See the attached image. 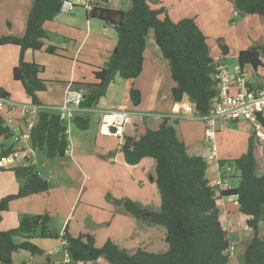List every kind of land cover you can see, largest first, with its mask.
<instances>
[{
	"label": "trees",
	"instance_id": "obj_1",
	"mask_svg": "<svg viewBox=\"0 0 264 264\" xmlns=\"http://www.w3.org/2000/svg\"><path fill=\"white\" fill-rule=\"evenodd\" d=\"M65 0H33L22 37L12 35L0 37V47H19L18 65L13 69L14 81L22 83L31 103L41 106L39 94L46 91L42 79L44 67L25 59L27 51H42L48 33L45 25L60 14ZM127 9H110L106 4L87 11V17L112 27L118 36L117 44L105 67L94 73L95 83H75L72 91L82 92L84 100L72 124L81 131L91 126V112L106 95L108 87L116 76L129 81L136 80L143 72L147 39L154 33L157 46L168 61L175 87L171 97L175 103L192 100L197 116L210 112L212 100L217 95L214 77V58L208 45V38L195 18L173 21L163 7L153 9L152 0H129ZM236 12L247 16L264 17V0H233ZM222 56L230 54V48L223 38L218 39ZM46 52L55 55L58 48L49 46ZM264 45L240 51L238 65L244 70L251 66L257 70L263 66ZM2 97L8 94L0 89ZM129 98L133 107L141 104V92L132 87ZM10 128L0 115V138L9 140ZM255 137L250 136L247 152L240 158L220 162L232 166L238 176V185L218 192L207 176V160L202 156H191L173 125L163 120L157 130L149 128L140 137H123L120 153L124 162L136 166L145 159L155 162V183L160 196V210L143 208L131 200H125L124 208L137 220L162 228L165 231L163 251H152L138 247L135 250L122 247L118 242L107 241L97 247L91 234L73 236L67 229L63 235L50 229L52 217L42 215L19 216V224L9 231L0 230V264H13V255L28 251L42 255L43 251L33 242L35 239H59L65 243L69 261L65 264L99 263L108 264H230L231 243L229 232L222 223V210L218 201L233 198L239 206V213L246 220L245 225L253 237L244 249L243 264H264V172L260 173L255 156ZM31 145L47 161L64 158L70 148L68 127L58 113L40 110L31 131ZM12 147L3 148L0 157L10 153ZM4 171V170H0ZM21 181L16 194L0 200V224L3 213L11 202L32 195L47 194L51 185L42 176L37 166L10 170ZM17 239H23L18 243ZM52 264V263H48Z\"/></svg>",
	"mask_w": 264,
	"mask_h": 264
},
{
	"label": "crops",
	"instance_id": "obj_2",
	"mask_svg": "<svg viewBox=\"0 0 264 264\" xmlns=\"http://www.w3.org/2000/svg\"><path fill=\"white\" fill-rule=\"evenodd\" d=\"M206 2L213 8L224 12L221 20L226 21L228 24L239 13L234 9L233 0H206ZM32 4L33 0H0V37L9 35L22 37L24 35ZM110 4H114L115 7ZM106 5L110 9L115 10L127 9L130 6V1L106 0ZM150 5L153 9L163 7L175 22L183 18H195L207 37H209V34H213L217 35V38L225 37L226 42L228 40L226 36L222 35L217 20H211L209 17L206 19L198 17L199 15L195 13L197 11L185 8L186 6L180 0H152ZM249 17L246 15L244 19H248ZM262 24H264V21ZM45 30L48 33V38L45 40V48L37 52L27 51L25 59L28 62H34L44 67L41 77L46 81L47 88L46 91L38 95L39 101L44 108H54L64 104L67 93L72 89L73 84L79 82H96L94 73L105 67L117 44L118 36L112 27L106 26L97 20L89 19L87 17V11L82 5L76 6L69 13L61 12L54 21L45 25ZM228 44L230 46V43ZM49 46L58 48V52L55 55L47 53L46 48ZM229 48L231 49V46ZM61 50L62 52L60 53ZM240 51L242 49H239ZM210 52L212 53V50ZM19 56L20 49L17 46L7 45L0 47V89L8 94V99L11 101L29 105L31 104V100L22 83L14 81L13 79V69L18 65ZM212 57L214 59H227V57L224 58L220 54H213ZM71 58L73 59L71 60ZM262 67L264 68V63ZM243 71L247 74L248 82L251 85H263V76L258 73V70L253 69L252 72H248L247 69H244ZM249 79H253V81H249ZM132 87H135L141 92L142 100L138 107H133L129 98V92ZM174 87L175 83L171 77L169 63L164 59L160 48L156 44L154 33L150 32L147 39L144 68L140 77L136 80L129 81L120 76H116L114 82L108 87L106 95L100 100L98 107L91 112L92 116L95 115L96 117L95 122L98 132V137L95 139V146L93 147L91 145L88 151L83 149L81 152L78 146L89 144L84 140L78 139L74 142L69 137L72 132L68 128L69 143H73L74 146L72 149L70 146L66 157L74 155V159H79L85 167L88 164L90 166V161L87 159H102L106 157L107 166L120 174L115 180L119 189H116L114 195H110V201L105 202L106 200H103L102 202H98L89 197L85 204L89 209L98 208L103 212H107L104 208L105 206H109L110 202L113 203L115 198L122 199V205H119L120 207H117L115 210H110V213H112L114 219L119 217L121 222L126 224L128 230L133 232L130 242H134L135 239H140L141 242L142 234L144 235L150 232V230L155 229L158 231L160 229L159 231L162 235L160 241L163 244L165 231L144 220L135 219L124 208L125 200H131L140 204L143 208L150 210L148 207L149 204L146 203V200L150 196L155 199L159 198L160 203L159 191L154 177V160L145 159L136 166H130L124 162L123 155L119 150L123 144L124 136L138 138L144 134L146 128L157 130L162 123V120L158 116L182 114L184 106L190 104L191 100H185L183 103H175L171 97V92ZM105 98L106 100H104ZM112 109L132 110L138 113L154 114L155 116L145 119L134 118L133 123L125 126L121 134H102L100 132L101 116L104 112ZM11 120V125L8 124L7 120H5V123L10 128L12 137L9 140L0 138V152L3 148H14L16 136L23 131L24 120L21 119L19 111L11 113ZM168 121L175 128L178 138L186 145L188 154L191 156H202L207 160V176L213 186L219 178H223L227 181L230 188L236 187L235 185H230L228 176L231 175V177L236 178L238 173L229 164L231 161L240 158L248 150V143L252 134L247 124L218 121L216 138L217 152L213 153L205 141V123L203 120L180 118ZM255 142L257 144L259 143L260 146L262 145L257 140ZM260 146H257L255 156ZM36 160V166L39 168L40 164L39 170L42 172L43 177V169L46 170L49 163L52 164L56 161L49 162L38 153ZM79 160L78 162L80 163ZM221 161L229 162V164L221 167ZM89 166H87V169ZM54 169L59 171L61 166H56ZM77 169L80 172V166L77 165ZM81 170L85 174V168L81 167ZM230 171L233 173L229 174ZM48 174V182L51 185V189L47 195H32L11 202L9 209L3 213L0 230L9 231L15 229L19 224V216L22 214L36 216L49 213L62 220L60 227L61 235L64 234L66 229L69 232H74V230L69 229V223L67 224V222L72 218L73 209L75 208L76 210L78 208L76 204L79 200V192L73 191V185L67 182L66 177L63 180L64 183L63 181H56L55 177H53V172L50 171ZM146 177L150 178L149 183H137ZM20 186L21 181L15 177L14 172L10 170L0 171V200L6 196L16 194ZM146 190L147 192L144 193L143 191ZM92 203L100 205L96 207ZM218 204L223 212V225L225 220H233L235 213H238L239 220H242V225H245L246 218L239 213V206L235 199L222 198L218 201ZM102 225L99 224L98 226ZM107 226L108 228L110 227L109 223ZM87 231L89 232V229ZM249 231L251 230L249 229ZM248 235L250 238L252 232H248ZM123 240L118 239L113 242H118L122 247L130 251L140 246L152 250L150 247L155 244L153 242L151 245H148L144 241L134 248L126 247L124 245L125 241ZM22 241L23 239H17L18 243ZM33 242L43 251V254L32 255L30 252L22 250L13 255V264H65L68 262L69 258L65 251V243L62 238L35 239Z\"/></svg>",
	"mask_w": 264,
	"mask_h": 264
},
{
	"label": "rangeland",
	"instance_id": "obj_3",
	"mask_svg": "<svg viewBox=\"0 0 264 264\" xmlns=\"http://www.w3.org/2000/svg\"><path fill=\"white\" fill-rule=\"evenodd\" d=\"M185 8L187 9H194L200 18H211V20H217L218 27L221 29L223 36L227 37L226 44L228 47L231 46L230 54L227 56V59L224 62L228 65L230 72H233V67L238 66V54L239 49L247 50L251 47L261 46L264 45V17L260 16H250L248 19H244L239 15L233 17V20H230L229 24L224 20H221L222 15L224 12H221L219 9L213 8L206 0H180ZM128 2V0H127ZM111 6L115 7L114 4H110ZM215 6V5H214ZM263 20V21H262ZM100 22V21H99ZM217 35L209 34L208 38V45L210 50L214 55H222L221 49L218 45ZM225 41V37H222ZM230 43V46L229 44ZM240 47V48H239ZM62 50L60 51V53ZM211 53V55H213ZM73 58H71L72 60ZM264 63V58H262ZM72 63V62H71ZM248 72L253 71V67L249 66L246 68ZM258 73L263 76L264 75V68L261 66L258 69ZM249 81H253V79H249ZM106 100V98L104 99ZM132 111V110H130ZM137 112V111H136ZM95 115L92 116L91 114V128L89 131H81L77 129L73 124L69 126L70 131V138L74 142L78 140H84L89 145H79L78 149L82 152L83 149L89 150L90 146H95V139L98 137L97 132V125L95 122ZM71 149L74 146L73 143L70 144ZM85 147V148H84ZM76 156V155H75ZM256 157L259 163V172L264 171V144L261 145L257 152ZM46 160V159H45ZM55 163L48 165L46 170L43 169L44 178L48 180L49 174L48 172H53V177H55L56 181H63L66 177L67 182L72 184L73 191L79 192V200L76 204L78 207L76 210L75 208L72 211V218H70L67 222L69 223V229L74 230V232H70L73 236L78 237L82 234H91L94 236L95 240L97 241V246L102 247L105 245L107 241H117L118 239H124V245L126 247H137L138 244H142L144 241L151 245L153 242L155 243L150 247L152 250H160L163 251L165 249V244L161 243L160 239L162 235L160 233V229L158 231L150 230V232L141 235V242L140 239H135L134 242H130L132 239L133 232H130L126 227L124 222H121V219L117 217L114 219L112 217V213L110 210H115L119 206V202L122 199L115 198L114 202H110L109 206H105L107 212H103L101 209L92 208L89 209L85 202H87V198H93L95 201L105 202L110 201V195H114L116 189H119V186L116 185V178L120 175L115 170L107 166V158L104 157L102 159H87L90 161L89 164L85 165L75 158L74 155H69L68 157L58 158L55 159ZM51 162V161H49ZM232 162V161H231ZM77 165L80 166V172L77 169ZM56 166H61L59 171H56L54 168ZM87 166L91 168L87 169ZM81 167L85 168V174H83ZM40 168V164H39ZM233 172L230 171L229 174ZM43 176V175H42ZM230 180V185L237 186L239 181L237 178L228 176ZM149 177L139 180L137 183L143 182L146 184L149 183ZM64 182V181H63ZM65 183V182H64ZM139 187V185L137 184ZM145 189V188H144ZM144 193L147 192L143 191ZM47 195V194H46ZM149 204V208L151 211H159L160 210V203L159 198L155 199L150 196L146 200ZM97 203V202H96ZM159 203V204H158ZM92 205L98 207L100 204ZM74 213V215H73ZM233 220H225L224 225L227 231L229 232V239L231 243L230 249V256L231 261L230 264H243L244 262V249L247 242L253 237V234L249 238L248 232L249 229L246 225H242L243 221L239 220L238 213L234 214ZM52 216V221L50 225V229L54 234H60V227L62 224V220H60L56 216ZM105 223V224H104ZM108 223L110 227L108 228ZM102 226H98V225ZM104 226V227H103ZM89 229V232L87 231ZM100 264H108L105 260H100Z\"/></svg>",
	"mask_w": 264,
	"mask_h": 264
},
{
	"label": "built area",
	"instance_id": "obj_4",
	"mask_svg": "<svg viewBox=\"0 0 264 264\" xmlns=\"http://www.w3.org/2000/svg\"><path fill=\"white\" fill-rule=\"evenodd\" d=\"M106 0H65L61 12L69 13L76 6L82 5L86 11L93 7L103 6ZM214 70L217 95L212 100L211 109L206 116H197L194 107L186 104L180 115H161L160 120L171 119H201L205 123V141L213 153L217 152V123L241 122L247 124L255 139L264 144V75L262 86H253L248 82L247 74L238 66L230 72L223 59H214ZM84 97L82 92L69 90L64 104L60 107L44 108L35 104H20L0 95V115L11 125V113L19 111L24 120L23 131L15 138L13 150L0 157V170H13L16 168L36 166L37 151L31 145V131L34 128L36 118L40 110H50L59 114L69 128L75 114L86 112L81 108ZM154 114L138 113L125 109H112L104 112L100 120V132L102 134H121L124 127L131 125L134 118H149ZM4 120V121H5ZM8 126V125H7ZM115 131V132H114ZM69 151V150H68ZM67 151V153H68ZM218 192L230 189L227 181L219 178L214 185ZM238 204V203H237ZM69 261V260H68ZM93 264V263H81ZM98 264V263H96Z\"/></svg>",
	"mask_w": 264,
	"mask_h": 264
},
{
	"label": "water",
	"instance_id": "obj_5",
	"mask_svg": "<svg viewBox=\"0 0 264 264\" xmlns=\"http://www.w3.org/2000/svg\"><path fill=\"white\" fill-rule=\"evenodd\" d=\"M238 15L241 16L242 18H244V17L246 16V15L243 14V13H238ZM191 102H193V101L191 100ZM122 203H123V201H120L118 204H119V205H122Z\"/></svg>",
	"mask_w": 264,
	"mask_h": 264
}]
</instances>
